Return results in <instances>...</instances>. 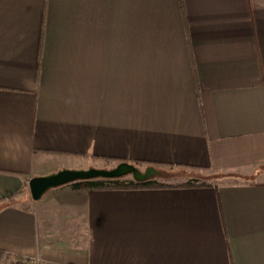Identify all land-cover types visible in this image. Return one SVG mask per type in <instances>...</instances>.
Listing matches in <instances>:
<instances>
[{"label":"crops","instance_id":"0c3cea01","mask_svg":"<svg viewBox=\"0 0 264 264\" xmlns=\"http://www.w3.org/2000/svg\"><path fill=\"white\" fill-rule=\"evenodd\" d=\"M121 163L205 181L30 197ZM4 262L264 264V0H0Z\"/></svg>","mask_w":264,"mask_h":264},{"label":"water","instance_id":"95a60500","mask_svg":"<svg viewBox=\"0 0 264 264\" xmlns=\"http://www.w3.org/2000/svg\"><path fill=\"white\" fill-rule=\"evenodd\" d=\"M157 174L158 172L154 168H146L144 171H140L131 164L121 163L111 170H61L48 176L32 178L28 182V188L31 199L36 202L47 191L75 182L118 180L130 177L136 183H144L150 181Z\"/></svg>","mask_w":264,"mask_h":264},{"label":"trees","instance_id":"16d2710c","mask_svg":"<svg viewBox=\"0 0 264 264\" xmlns=\"http://www.w3.org/2000/svg\"><path fill=\"white\" fill-rule=\"evenodd\" d=\"M92 190H145V189H180L197 186L196 181H189L179 185L159 184L154 180L144 183H136L132 179H118V180H93L85 182ZM198 186L206 187L207 184L199 183Z\"/></svg>","mask_w":264,"mask_h":264},{"label":"rangeland","instance_id":"374dc122","mask_svg":"<svg viewBox=\"0 0 264 264\" xmlns=\"http://www.w3.org/2000/svg\"><path fill=\"white\" fill-rule=\"evenodd\" d=\"M255 171L259 172L261 170L257 168ZM202 177L203 176H200V175H197V174H194V173H191V172L180 171V173L177 174V180H175L176 179V177H175L174 180H172V179L171 180H166V182L171 183L172 185H179V184H183L182 181H184V179H186L187 181H199V179H203ZM124 179H128V177H126ZM203 181H205V180L203 179ZM1 264H13V263L4 262V263H1ZM23 264H32V263L26 262V263H23ZM34 264H36V263H34Z\"/></svg>","mask_w":264,"mask_h":264}]
</instances>
